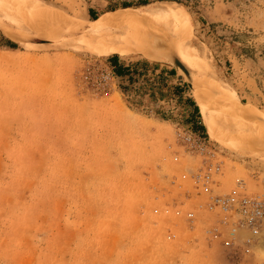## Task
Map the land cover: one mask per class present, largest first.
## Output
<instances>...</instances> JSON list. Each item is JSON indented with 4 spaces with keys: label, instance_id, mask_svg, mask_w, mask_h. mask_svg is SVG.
<instances>
[{
    "label": "rangeland",
    "instance_id": "obj_1",
    "mask_svg": "<svg viewBox=\"0 0 264 264\" xmlns=\"http://www.w3.org/2000/svg\"><path fill=\"white\" fill-rule=\"evenodd\" d=\"M34 1L85 25L52 32L49 17L41 27L0 9L1 31L17 39L0 34V264H264V238L233 237L210 202L264 177V0ZM166 9L187 26L195 94L173 52L149 60L74 44L104 16L161 29ZM115 55L138 63L131 75L117 76ZM189 97L218 134L191 131Z\"/></svg>",
    "mask_w": 264,
    "mask_h": 264
},
{
    "label": "bare ground",
    "instance_id": "obj_2",
    "mask_svg": "<svg viewBox=\"0 0 264 264\" xmlns=\"http://www.w3.org/2000/svg\"><path fill=\"white\" fill-rule=\"evenodd\" d=\"M11 4L12 7L8 3L4 2L0 4V9H10L23 12V15L25 13L41 27L43 25V23L41 24V19H43L44 16L49 17V28L52 32L59 30L65 31L68 29L75 30L85 25L81 20L75 21L63 17L54 18V16L47 11L49 8L46 10L44 5L34 0H11ZM171 11H173L176 15L168 13L169 10L166 9L163 16L166 19H169L171 21L170 23L167 24L165 20H162L163 18L158 19L163 26L161 29L159 28V25V27L156 26L157 24H155L154 20L153 24H147L146 22L132 21L130 19L131 17L124 16V14L113 17L104 16L101 22L93 24L91 29L85 31L82 36L77 37L74 40V44L87 49L89 52L94 54H118L124 57L132 54H140L149 60H162L165 52H173L176 55H180L181 60L184 61L187 37L183 32L187 26L185 22H178L179 18L175 9H172ZM173 21H175V24L178 25L180 31H175V29H173L174 27L171 24ZM0 30L6 31V28L0 26ZM187 70L192 75L194 80V75L191 69L187 67ZM205 93V91L201 90L198 95L202 111L208 110L206 109V105L204 106L205 103L203 104V101H201ZM208 106L210 105H207V107ZM210 114L207 113L204 114L205 116L203 115L205 117L206 125L208 126V131L210 133L215 132L218 134L220 127L218 124L209 120Z\"/></svg>",
    "mask_w": 264,
    "mask_h": 264
},
{
    "label": "built area",
    "instance_id": "obj_3",
    "mask_svg": "<svg viewBox=\"0 0 264 264\" xmlns=\"http://www.w3.org/2000/svg\"><path fill=\"white\" fill-rule=\"evenodd\" d=\"M206 188L213 179L209 174L197 176ZM211 207L218 206L224 213L231 234L236 237L239 231L264 238V177L260 179V189L249 191L245 183H240L233 192L210 197Z\"/></svg>",
    "mask_w": 264,
    "mask_h": 264
},
{
    "label": "trees",
    "instance_id": "obj_4",
    "mask_svg": "<svg viewBox=\"0 0 264 264\" xmlns=\"http://www.w3.org/2000/svg\"><path fill=\"white\" fill-rule=\"evenodd\" d=\"M126 7H130L132 5L125 3ZM16 44H12L11 47H16ZM119 56L115 55L112 57V63H113V67H114V71L117 74V76L119 77H125V76H129L132 74V71L134 70V68L138 65V63H136L133 67L131 66H125V65H121L118 62ZM136 71V69H135ZM170 74H176V71L174 69L169 71ZM132 78V77H130ZM132 80V79H130ZM188 90L187 86L184 85H176L174 87V93L176 95H178L179 97H182L184 95V93ZM186 102L189 104V106L191 107V113L188 115L186 121L190 126V129L192 132L197 133L202 135L203 137H207L208 136V131H207V127L204 124L203 118H202V114L200 112V108L197 105L196 101L192 98H186Z\"/></svg>",
    "mask_w": 264,
    "mask_h": 264
},
{
    "label": "water",
    "instance_id": "obj_5",
    "mask_svg": "<svg viewBox=\"0 0 264 264\" xmlns=\"http://www.w3.org/2000/svg\"><path fill=\"white\" fill-rule=\"evenodd\" d=\"M0 34L3 35L5 38L9 39L10 41H16L15 39H12L8 35H6L4 32L0 30ZM169 60L171 61L174 68L181 74V76L184 78L186 84L194 90V80L189 71L187 70V67L185 63L179 58L176 54H171L169 57ZM261 247L264 249V240L261 242Z\"/></svg>",
    "mask_w": 264,
    "mask_h": 264
}]
</instances>
